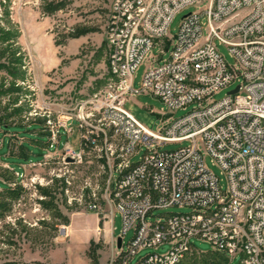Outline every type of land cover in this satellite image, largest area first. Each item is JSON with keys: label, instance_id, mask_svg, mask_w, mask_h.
<instances>
[{"label": "built area", "instance_id": "1", "mask_svg": "<svg viewBox=\"0 0 264 264\" xmlns=\"http://www.w3.org/2000/svg\"><path fill=\"white\" fill-rule=\"evenodd\" d=\"M189 6L195 10L184 15L169 38L175 14ZM106 39L109 80L79 104L77 119L82 127L90 114L97 116L105 138L114 139L109 188L115 209L107 216L113 224L119 211L123 229L121 247L112 232L114 252L107 264H133L147 247L155 251L136 264H182L194 249L193 237L228 258L241 254L240 264H264V0H112ZM159 42L170 48V56L147 66L142 90L174 110L198 105L150 129L126 103L138 92L135 70ZM219 44L227 46L234 64ZM235 81L237 92L231 93L235 86L222 99H212ZM72 121L67 116L64 129ZM99 137L82 135L81 145ZM184 141L188 144L177 149H162ZM142 148L141 159L132 162ZM206 156L225 174V190ZM92 206L103 213L97 203ZM170 207L190 210L157 213ZM164 245H169L166 251H157Z\"/></svg>", "mask_w": 264, "mask_h": 264}, {"label": "rangeland", "instance_id": "2", "mask_svg": "<svg viewBox=\"0 0 264 264\" xmlns=\"http://www.w3.org/2000/svg\"><path fill=\"white\" fill-rule=\"evenodd\" d=\"M111 1L0 0V146L1 137L6 143L0 151V183L10 188L0 186V264H91L88 249L78 238V227L85 221L80 216L101 226L98 240H93L100 244V264H107L114 252L112 232L118 237L123 229L119 211L114 212L113 224L107 216L115 209L109 188L114 169L110 156L114 139L105 138L97 116L86 115L88 123L82 127L77 119L79 104L98 93L110 77L106 28ZM193 10L195 7L189 6L175 14L169 26V38L177 34L184 15ZM219 48L227 61L234 64L227 46L219 44ZM169 56L170 48L159 42L153 46L150 59L134 72L133 87L138 92L129 97L126 107L150 129H157L168 117L180 118L198 105L194 102L174 110L158 96L142 90L147 66ZM238 84L235 81L220 89L212 99H222ZM69 115L73 116L72 124L64 129ZM15 127L31 128L33 136L46 132L50 135L43 143L30 139V134L15 131ZM85 134L100 137L96 143L89 141L81 145L80 136ZM26 140L46 146L45 154L41 159L34 155L30 161L20 158L16 162L20 168L14 169L7 157L30 153L22 145ZM187 144L188 141L167 143L162 149H177ZM144 151L142 148L131 161H139ZM205 160L225 190L227 180L222 169L210 156ZM114 176L117 178L119 172ZM189 210L170 207L157 213ZM76 217L80 221H75L76 231L68 238L67 226ZM133 234L131 229L125 235L126 245ZM192 243L194 249L182 264H195L213 250L202 238L193 237ZM168 248L169 245H164L157 251ZM153 251L150 247L142 249L132 263ZM240 263L241 254L229 256L227 264Z\"/></svg>", "mask_w": 264, "mask_h": 264}, {"label": "trees", "instance_id": "3", "mask_svg": "<svg viewBox=\"0 0 264 264\" xmlns=\"http://www.w3.org/2000/svg\"><path fill=\"white\" fill-rule=\"evenodd\" d=\"M36 127L37 126H34V128ZM30 129L22 130L19 127H15V131H19V133H24V135L30 134V136H32V138L30 139L38 140L43 143L47 142L50 132H46L45 134H40L38 136H33V134L30 133ZM1 139H2V145L0 146V151L6 146L5 138L1 137ZM22 145L26 147L30 151V153H26V154L19 155V156L13 155V156L7 157L10 163L13 165L14 169L20 168L19 165L16 164V162H18L17 160H19L20 158H25L30 161L34 159L32 158V156L36 155L38 156L37 159H41L46 151V146H42L41 144H38V143H31L28 140L23 141ZM33 147H36L38 151H36ZM1 185H3L7 189H10L8 186H6L3 183H0V186ZM99 247H100V244L98 243L96 244L93 240L91 241L90 247L87 250V255L91 259V264H100L99 254H98ZM227 262H228V257L225 253L212 250L210 251L209 255H207L205 258H203L199 262H196L195 264H227Z\"/></svg>", "mask_w": 264, "mask_h": 264}, {"label": "crops", "instance_id": "4", "mask_svg": "<svg viewBox=\"0 0 264 264\" xmlns=\"http://www.w3.org/2000/svg\"><path fill=\"white\" fill-rule=\"evenodd\" d=\"M80 219H84V225L80 227H78V238L81 241L82 245L84 247H86V249H89L91 241L98 240V236L101 234L100 230H101V226L97 223H88L87 218H85L84 216H80ZM98 219V218H97ZM80 221L79 218H73L72 222L70 225L67 226V236L68 238L70 237L71 233H73L75 230V221ZM87 222V223H86ZM98 223H99V219H98ZM105 223H107V220H105ZM80 230H82V234L80 235ZM67 241V240H66Z\"/></svg>", "mask_w": 264, "mask_h": 264}, {"label": "water", "instance_id": "5", "mask_svg": "<svg viewBox=\"0 0 264 264\" xmlns=\"http://www.w3.org/2000/svg\"><path fill=\"white\" fill-rule=\"evenodd\" d=\"M239 90V85H237L232 91L231 93H235ZM117 246L121 247L122 246V238L120 236H118V240H117Z\"/></svg>", "mask_w": 264, "mask_h": 264}]
</instances>
